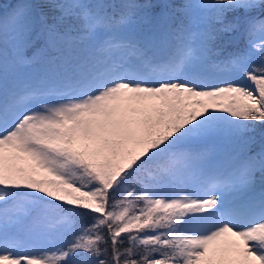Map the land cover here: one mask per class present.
<instances>
[{"label": "snow or ice", "instance_id": "6c2138e0", "mask_svg": "<svg viewBox=\"0 0 264 264\" xmlns=\"http://www.w3.org/2000/svg\"><path fill=\"white\" fill-rule=\"evenodd\" d=\"M8 7L0 264H264V0Z\"/></svg>", "mask_w": 264, "mask_h": 264}, {"label": "trees", "instance_id": "16d2710c", "mask_svg": "<svg viewBox=\"0 0 264 264\" xmlns=\"http://www.w3.org/2000/svg\"><path fill=\"white\" fill-rule=\"evenodd\" d=\"M17 0H0V16L3 17V15L5 14L6 11L9 10V7L10 5L16 3ZM93 2H95V0H93ZM238 44H240L241 46H243L244 44V40L243 39H240L238 42ZM236 45H230L229 48L234 49ZM261 131H264V129H261L260 127H258L256 129V135H257V138L259 139V133Z\"/></svg>", "mask_w": 264, "mask_h": 264}, {"label": "rangeland", "instance_id": "374dc122", "mask_svg": "<svg viewBox=\"0 0 264 264\" xmlns=\"http://www.w3.org/2000/svg\"><path fill=\"white\" fill-rule=\"evenodd\" d=\"M0 17H1V16H0ZM228 50L231 51V48H229ZM232 50H233V49H232ZM255 62H256V63H259V60L257 59Z\"/></svg>", "mask_w": 264, "mask_h": 264}]
</instances>
